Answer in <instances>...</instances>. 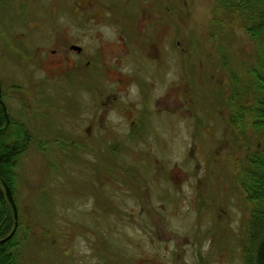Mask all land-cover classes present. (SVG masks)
Masks as SVG:
<instances>
[{
  "label": "rangeland",
  "instance_id": "1",
  "mask_svg": "<svg viewBox=\"0 0 264 264\" xmlns=\"http://www.w3.org/2000/svg\"><path fill=\"white\" fill-rule=\"evenodd\" d=\"M91 1L100 14L86 27L100 35L107 64L95 101L99 124L90 130L87 115L74 131L69 125L47 130V94L64 89H50L39 68L15 66L0 37L1 99L32 137L11 192L24 237L21 263L243 264L250 205L238 182L244 151L228 123L231 84L222 60L253 81L264 77V46L238 27L213 32V0ZM44 3L37 10L45 11ZM85 10L86 16L91 9ZM139 26L158 27L156 36L147 34L155 41L148 39L142 52L126 49L116 28L134 41ZM12 28L0 22L8 43ZM127 76L132 82L123 81ZM129 102L137 106L126 110ZM93 103L90 98L91 114ZM79 138L84 145L71 146ZM95 154L105 176L94 191ZM112 155L120 158L110 160L118 169L109 165Z\"/></svg>",
  "mask_w": 264,
  "mask_h": 264
},
{
  "label": "flooded vegetation",
  "instance_id": "2",
  "mask_svg": "<svg viewBox=\"0 0 264 264\" xmlns=\"http://www.w3.org/2000/svg\"><path fill=\"white\" fill-rule=\"evenodd\" d=\"M42 1L1 0L0 22L5 30L10 24L13 27L12 30L14 29L15 31L10 43L7 42L6 34L0 32V37L3 39V44H5L4 47H1V50H9L7 54L11 61L16 63L15 66L17 67L41 69L44 72L45 81L51 86H49L50 89L53 86H59V89L65 90L69 85L77 84V87L75 86L73 90H60L56 91V93L50 90L48 94L46 93L50 100L49 107L46 109L48 114L46 116L47 130L59 129L69 125L70 130L74 131L75 125L83 121L86 115L87 117H92V125H90V122L87 125L88 130H90L92 127L94 128L95 121L99 124L100 115L97 110L100 108L95 101L97 102L96 99L99 95H97V92H99L98 84L102 82L101 67L106 66L107 62L106 57L103 56L104 52L100 51V35H98V32H90L91 29L86 27V25L97 20L95 15L100 14V7L97 2L95 4L91 0H47L45 3ZM129 1L131 0L127 2ZM84 2L90 3V6H85ZM42 3L46 5L47 9L45 11L37 10V7L39 9ZM85 9H91L90 12L88 10L89 14L86 16L84 13V11L86 12ZM113 14L116 15L117 12H113ZM98 17L100 19V16ZM156 28L158 27L151 26L150 28L145 27L142 29L139 26L134 28L136 35L134 41L131 38L128 40L120 28H116V30L120 32L121 41L126 44V49L134 46L142 52L143 49L149 46V42H146L148 39H151L152 43L155 41L153 37L147 39V34L156 36ZM125 29L130 30L129 26ZM110 47H113V43H110ZM33 76H29L31 84H34L35 81ZM123 81L131 80L127 76ZM142 87H144L143 82ZM30 95L34 96L35 93ZM64 95L68 96L66 101H64ZM90 98L94 100L93 105L96 113L93 112V114L90 113V107L88 106ZM1 102L4 104L2 99ZM64 103L66 107H59L64 105ZM56 104L58 106L55 107L54 105ZM136 106L137 104L129 102L125 108L126 110H132ZM0 107L3 109L1 104ZM55 110H57L56 114ZM132 124H135L134 120ZM85 141L84 138H79L72 141L73 144L71 143V146H75V142L79 143L77 146H82ZM95 141H98V139H94L92 142ZM98 155H94L97 162L93 159L95 161L92 168L95 174L93 177L94 191L97 184L99 186L102 184V177L104 178L105 176L100 169V155ZM81 160L82 163L86 164V160L83 157ZM108 179L111 178H106V180ZM85 185H88V183ZM84 188L88 189L87 186Z\"/></svg>",
  "mask_w": 264,
  "mask_h": 264
},
{
  "label": "trees",
  "instance_id": "3",
  "mask_svg": "<svg viewBox=\"0 0 264 264\" xmlns=\"http://www.w3.org/2000/svg\"><path fill=\"white\" fill-rule=\"evenodd\" d=\"M215 17L213 32L238 27L251 43L264 46V0H213ZM230 60L223 58V69L228 71L231 93L227 97L228 123L234 130V140L244 151L237 160L236 170L244 202L250 205L249 218L240 242L243 264H264V77L248 81L238 77L235 65L228 68ZM264 71V69H263ZM9 117V116H8ZM5 126V115L0 107V181L14 193L18 162L32 142L28 127L14 118ZM256 139L263 146L254 147ZM112 154V153H111ZM109 165L118 169V155L107 156ZM111 160V161H110ZM103 163V160H102ZM104 165V164H103ZM103 170V168H101ZM122 169V167H121ZM103 178V177H102ZM106 208L105 204H101ZM14 227L12 209L0 186V264H22L23 238L20 226L3 242Z\"/></svg>",
  "mask_w": 264,
  "mask_h": 264
},
{
  "label": "water",
  "instance_id": "4",
  "mask_svg": "<svg viewBox=\"0 0 264 264\" xmlns=\"http://www.w3.org/2000/svg\"><path fill=\"white\" fill-rule=\"evenodd\" d=\"M0 93H1V89H0ZM0 104L2 105L3 107V110L5 112V117H6V123H5V127H7V125L9 124V119H8V116H7V113H6V107L5 105L1 102V94H0ZM0 130H3V129H0ZM4 192H5V196L7 198V201L8 203L10 204L11 208H12V213H13V219H14V227H13V230L12 232L10 233V235L3 240V242L7 241L9 238H11L13 236V234L15 233L16 229H17V226H18V217H17V209H16V205L14 203V200H13V197H12V194H11V191L10 189L8 188V186L4 183V182H0Z\"/></svg>",
  "mask_w": 264,
  "mask_h": 264
}]
</instances>
